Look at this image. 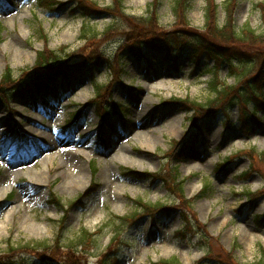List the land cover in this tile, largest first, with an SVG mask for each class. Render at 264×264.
I'll return each instance as SVG.
<instances>
[{
  "label": "rangeland",
  "instance_id": "1",
  "mask_svg": "<svg viewBox=\"0 0 264 264\" xmlns=\"http://www.w3.org/2000/svg\"><path fill=\"white\" fill-rule=\"evenodd\" d=\"M8 1H12V6L0 0V78L9 70L14 79H22L23 72L33 66L41 50H46V53L61 50L64 55L69 54V59L77 57L80 62L95 58V52L103 50L106 56L113 54L111 66L117 70V75H109L107 68H94L93 83L90 77H85L72 84L67 93L62 94L58 88L55 89L58 94L56 104L65 109L66 117L82 111V118L68 127L67 133L76 132V146L68 147L77 152L74 162L82 164L83 171L69 172L62 168L60 164L65 155L59 149L66 145L54 149L52 141H48L47 147L36 154L41 156L34 160L33 167L26 163L10 168L7 165L9 160L0 164V193L4 197L10 196L4 201V197L0 199V253L12 245L29 251L41 243L44 247L49 246L48 251H52L47 254L54 259L65 262L66 257H75L88 264H102L108 261L106 253L110 250L107 247L112 232H115V264H155L159 261L164 264L165 260L178 264H221L217 258L224 264H253L260 251L264 252V196H257V191L264 190V178L257 176L259 171H255L260 170L264 174V105L252 103L258 108L252 126L241 122V109L251 114L249 102L245 106H233L215 118L208 115L200 130L188 132L191 144L182 146L183 132L188 126L185 119L192 111L184 112L181 103H178L180 106H171V103L164 104L163 101L186 98L194 110L213 99L208 90L210 78L205 71L213 67L214 62H206L202 58V67L198 69L195 67L197 59L193 58L191 63L187 56H182L173 68V56L168 55L169 59L165 61L167 56L149 50L144 55L155 64L154 67L140 65L130 56H125L122 66L116 68L119 55L124 50L121 49L125 43L129 44V34H125L129 29L127 31L110 17L117 7L112 0H93L104 7V11L94 10L87 4V12L94 15L83 20L82 14L73 11L75 4L51 11L38 5L30 7L25 0ZM226 1L213 0L216 9L208 18L209 22L216 20L215 24L228 37L227 41L220 42L210 36L206 39L216 45L228 46L236 33H241L240 38H243L245 30L251 29L255 40L233 39L231 50L254 56L257 60L249 76L261 70L264 77V12L261 11L264 0H229V15L224 18ZM119 3L125 14L138 20L136 23L141 24L142 29H149L150 24L141 20L150 19L151 15L155 17L156 30L153 27L155 31L149 32L154 44L162 34H182L180 29L174 30L180 26L186 28L185 33L192 35H196L195 31H204L205 0H188L185 3L187 9H180L181 12L177 13L172 9L173 0H119ZM107 7L109 10L105 11ZM83 23L91 24L96 33L106 30L98 38L87 37V41H82L80 28ZM228 70L227 66L219 68L217 76L221 83L232 86L234 82ZM119 71L123 76H118ZM95 86L101 88L102 95L98 98L93 90ZM237 95L236 92L234 96ZM11 96L8 105L0 103V131L10 127L9 118L14 119L20 128L29 119L42 120L44 112L40 111L42 106L37 97L30 100L12 93ZM260 98L264 103V89ZM91 100L96 101L93 103ZM111 104L120 109L113 111L110 108L114 138L111 150L105 152L96 148L94 137L103 107H112ZM8 109L13 113L8 114ZM169 124L176 127V133L164 130ZM57 135L66 136L61 132ZM3 136L1 132L0 138ZM58 140L66 143L64 138ZM173 141H179L183 147L181 156L175 159L172 155L177 147ZM147 144L150 148L145 147ZM168 152L172 153L165 157ZM45 156L48 160H43ZM225 158L229 159L228 163L220 165ZM91 164L96 171L92 181L100 190L84 199L81 207L69 206L64 214L65 223L59 227L63 211L48 203L49 194L59 199L65 208L88 186ZM187 164L190 165L188 169ZM107 166L114 170L107 172L114 173V176H109L111 181L101 175ZM173 167L181 179L185 178L183 184H179L183 188L181 196L171 195V187L168 186L171 183L164 177L162 179L167 183H152L149 178L139 180L121 175L125 169L137 173L161 171L164 175ZM82 172L78 181L85 188L71 186L69 177ZM40 185L43 187L39 188ZM203 186H206V192L201 191ZM44 188H47V193ZM200 191L203 193L198 194ZM139 199L149 206L165 204L167 210L178 212L167 219L157 215L144 217L132 226L129 223L121 225L117 218L132 216L134 201ZM163 208L166 207L163 205ZM180 216L186 219V224L181 222ZM108 222L110 226L106 227L105 234L80 240V228L88 234L100 230ZM178 231L186 233L180 235ZM55 240L58 244L53 247ZM78 243L84 249H80ZM66 248L75 250L71 252ZM206 250L209 251L207 255ZM16 257L14 261L18 264H42L34 258L35 255Z\"/></svg>",
  "mask_w": 264,
  "mask_h": 264
},
{
  "label": "trees",
  "instance_id": "2",
  "mask_svg": "<svg viewBox=\"0 0 264 264\" xmlns=\"http://www.w3.org/2000/svg\"><path fill=\"white\" fill-rule=\"evenodd\" d=\"M187 1L188 0H173L174 3L172 8L173 12L177 13V11L178 12H181V10L185 11L187 9V6L185 4ZM228 1L229 0L226 1V4L224 6V13H225L224 18H226L229 15ZM112 2L116 3L117 6L116 11L113 12L114 18L116 20L118 18L121 21L122 26L126 27V29L127 30L129 29L130 31L125 33V34H129L128 35L129 44L125 43L126 50L125 53H123L122 55L131 54L133 55V57L137 59H141L143 57L141 53L143 50L153 48L158 52L171 54L172 56L186 55L192 59L195 58L197 59V61H195L196 64H198L197 63L198 61L200 62L201 58L206 59V61L212 60L214 62V66L206 70L212 75L210 92L214 96L213 99H210L204 104H201L199 108H194L195 111L194 119L191 118L190 120L191 124L192 122H194L193 123L194 128L197 129L200 128L198 126L199 121H196L195 117L204 118L207 117L208 115L215 116L217 113H219L218 111L220 110L230 109L233 106H238V105L245 106L248 103V101L263 102L262 99L260 98L261 90L264 89V77L262 76V71L257 70V72H255L252 76H249L251 70L255 66V62L257 59H254V56L251 55L246 56L239 51L231 50L233 48L231 47L232 46L231 43L234 42L233 39L240 41H248V42L254 41L255 39L253 37L254 36L253 31L251 29H246L244 32V34L246 35L243 38H240L241 33L240 34L239 32L236 33L233 36V38H230L229 40L230 43L228 46H223L222 44L221 46L216 45L214 44L213 41L208 42L206 39V36L213 37L220 42L227 41L228 39V37H226L225 33L223 32V30L215 24L216 20H211L209 22L208 15L210 13L212 14L214 9H216V6L213 5V0H205V7H204L205 24L203 27L204 31L202 32L195 31L194 33L196 35H192L190 33H185L184 30L186 28L180 26L178 29L176 28L174 30L180 29L182 34L178 32H169L162 34L160 36L157 35L158 37L156 36L157 37L156 44L152 43V39L150 37L151 34L149 33L150 31H155L157 27L155 25L156 21L154 16L151 15L150 19L141 20V22L144 21L145 23L150 24L149 29H142L140 27L141 24L136 23L138 20H136L135 18L127 17L124 14L123 8L120 6L121 3H119V0H112ZM78 3H79V7H83L82 11L84 10L88 11L87 9H85V6L82 4V0H78ZM261 11L262 13L264 12V6L261 7ZM90 15H94V14L90 13ZM153 27H155V30ZM89 30L90 28H87V25L82 26V33H81L82 39L87 40L86 37L88 35L89 36L97 35L96 33H93V31L89 32ZM44 51L39 52L37 54V58L33 67L23 72L24 80L22 81L12 80V76L9 70L4 73L0 83L3 85V87L0 86V99L4 100V98L7 95L5 89L14 86V82L17 84L16 87L24 88L28 92V91L38 90L41 86H43L44 84H48L50 81H52L55 78L61 77L62 80H65L68 77L72 76V74L91 71L92 68L94 67V65L90 64L91 62L97 63L96 64L97 66H102L103 64L110 65L111 63V58L104 59L103 58L104 56L98 54L96 58L88 59L87 63H81L70 66L67 65L64 60L59 61L58 57L55 55L54 52L48 51V53H46ZM121 60L122 58H120L118 62L120 63ZM223 64H227L229 66V75L232 76L234 79V84L232 86H226L225 82L221 83L218 80L217 74L219 68H221ZM236 92L238 95L234 96L236 95ZM190 105L192 106V104ZM241 111H244V109H242ZM259 175L264 178L263 176L264 174L261 171H259ZM176 178L177 176L175 178H172L174 184H177ZM205 188L206 186L203 188V192H206ZM179 190H181L180 187ZM141 209L147 211V209L144 207H141ZM80 233L85 234L82 232ZM89 236H92V234H89ZM36 246L44 247L43 244H38ZM24 249H28V248H24ZM8 250L10 252L14 251L13 248ZM29 251L35 253L36 255H39L46 252H51L52 250L50 249L49 251H47L46 249L43 248L42 251L39 252L36 248L33 249L31 247ZM217 260L221 264H224L222 260L218 258ZM70 261L71 264L81 263V260L75 257L70 259ZM166 263L169 264V262ZM253 264H264V252L262 251L260 252L258 258L253 262Z\"/></svg>",
  "mask_w": 264,
  "mask_h": 264
},
{
  "label": "bare ground",
  "instance_id": "3",
  "mask_svg": "<svg viewBox=\"0 0 264 264\" xmlns=\"http://www.w3.org/2000/svg\"><path fill=\"white\" fill-rule=\"evenodd\" d=\"M68 1H70V2H78V0H68ZM12 22V21H11ZM195 119L197 120L198 118L197 117H195ZM167 133H176L177 132V129H176V127L173 125V124H169V127H167V128H165L164 129ZM158 131H160V129L158 130ZM157 131V132H158ZM155 134V133H154ZM146 148H150V144H147L146 146H145ZM65 155V159H63L62 160V164H60V166L62 167V168H64L65 170H67V171H73V170H77L78 172L80 171V170H82L83 171V165L82 164H80V163H78L77 161H75L74 162V156H76L77 155V153H73V152H70V151H68L67 153H65L64 154ZM77 157V156H76ZM43 160H48V158L47 157H45ZM51 160H52V158H51ZM130 161V160H129ZM45 162V161H44ZM112 164H116L115 162H113ZM187 169L188 168H190V165H188L187 164ZM192 166V165H191ZM104 169V170H103ZM102 170H103V173L101 174L102 175V177H103V175L105 176V178H107L108 180H110L111 181V178L109 177L110 175H113L114 176V173H107V172H109V171H114L112 168H110V167H104ZM64 170V171H65ZM15 174V173H14ZM75 174V173H74ZM76 177H69V180L71 181V182H69L70 184H71V186H73V187H75V188H77V189H81V188H83V186L81 185V183L78 181V176H82L83 175V172H82V174H78V173H76ZM85 187V186H84ZM84 189V188H83ZM4 196H3V194H1L0 193V199L1 198H3Z\"/></svg>",
  "mask_w": 264,
  "mask_h": 264
}]
</instances>
